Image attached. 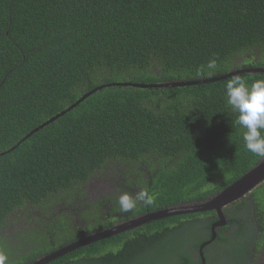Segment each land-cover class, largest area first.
<instances>
[{"label":"trees","instance_id":"1","mask_svg":"<svg viewBox=\"0 0 264 264\" xmlns=\"http://www.w3.org/2000/svg\"><path fill=\"white\" fill-rule=\"evenodd\" d=\"M213 56L215 72L197 76ZM260 67L264 0H0V253L6 264H31L88 237L83 229L78 237L72 219L54 217L49 208L83 207V186L111 162L156 200L131 212L119 204L107 215L99 208L94 226L103 216L128 221L206 200L237 181L260 158L244 147L238 114L227 103L226 84L237 76L219 78L234 68ZM238 77L249 85L264 80V74ZM170 82L187 85L130 86ZM248 195L262 211L264 180ZM202 215L217 216L165 218L74 253L96 264H191L184 252ZM21 221V239L10 241Z\"/></svg>","mask_w":264,"mask_h":264},{"label":"flooded vegetation","instance_id":"2","mask_svg":"<svg viewBox=\"0 0 264 264\" xmlns=\"http://www.w3.org/2000/svg\"><path fill=\"white\" fill-rule=\"evenodd\" d=\"M237 64H239V61ZM103 173L104 175H100L98 178L93 177L86 187L83 186L81 200L86 202L83 207L73 209L72 206L69 208L68 203H60L57 204L56 208L54 206V209L49 208L54 217L65 216L72 219L75 231L79 234L78 237L83 236L80 229H83L85 234L91 236L126 222L119 216H112L114 219L110 216H103V224L94 226L99 219L97 214L99 208L107 215L109 214V209L118 204L117 200L121 193L127 192L135 196L141 190L137 186L138 179L131 175L126 177L121 167L116 163L111 162L105 167ZM111 198H116L112 205L107 202ZM243 198V202L235 203V201L222 208L224 222L215 230L213 225L216 222L220 223L217 216L216 220H214L207 215H202L200 220L194 221L195 228L191 235L192 240L186 245V252H184L186 257H189L191 264H264V217H261L264 214V207L262 211L257 208L250 195ZM102 203V207H96ZM104 204L108 205V207L106 208ZM262 205L264 206V204ZM32 216L40 219L46 218L45 212H33ZM84 216H89L92 218L90 220H94V222L88 224L84 220ZM208 221H212V225H209L210 228L206 230ZM204 222L205 224L201 226ZM24 225V221L17 225V230L11 235L10 241H19L21 239L19 236L22 235L21 232ZM7 233H12V231ZM74 252L58 257L56 260L63 257H66V259L56 264H96L92 262L91 256L87 257L85 253L77 254ZM54 261L47 264H51Z\"/></svg>","mask_w":264,"mask_h":264},{"label":"water","instance_id":"3","mask_svg":"<svg viewBox=\"0 0 264 264\" xmlns=\"http://www.w3.org/2000/svg\"><path fill=\"white\" fill-rule=\"evenodd\" d=\"M243 73H247L251 75H259V74L263 75L264 67L247 68L243 70L232 69L231 72L222 75L219 79L223 80V79L230 78L232 76H238ZM203 83H207V81H204ZM116 85L128 86L129 84H116ZM184 85H187V84L183 82H170V83H164L162 85L130 84V86L132 87L143 88V89H147V88L173 89L175 87H181ZM96 90L91 91V93H94ZM88 96L89 94H86L85 96H83L72 107H75L78 103H80L82 100H84ZM67 111L62 112L61 114L57 115L56 117L49 120L43 125H46L49 122H52L55 119L61 117ZM36 131H38V129H36L35 132ZM263 180H264V160L260 159L258 163L252 166L237 181H235L228 187L224 188L221 192L208 197L206 200H200V201H196L193 203L178 204V205L170 206L158 212H152V213L139 215L122 224L116 225L113 228L104 230L99 233H95L89 237H86L71 245H68L54 253H51L47 256L40 257L34 264H47L51 261L56 260L58 257L65 256L69 253H72L73 251H76L79 248L86 247L94 242L101 241V240L113 237L115 235L139 228L142 225H145V224H148L154 221L162 220L165 218L173 217V216L188 215L192 213L215 212L217 215V218L220 221V223L216 222L213 225V229H216L220 224L224 222L223 215H222V208L225 207L226 205L234 203L235 201L247 196L248 193H250V191L254 189Z\"/></svg>","mask_w":264,"mask_h":264},{"label":"clouds","instance_id":"4","mask_svg":"<svg viewBox=\"0 0 264 264\" xmlns=\"http://www.w3.org/2000/svg\"><path fill=\"white\" fill-rule=\"evenodd\" d=\"M217 68V59L213 56L198 67L196 75H212ZM226 96L228 105L238 114L235 123L243 129L244 147L264 160V80H257L249 85L237 76L226 84ZM155 200L156 195L143 188L135 196L127 192L121 193L117 203L121 212H131L138 203L151 206ZM7 260V255L0 253V264H6Z\"/></svg>","mask_w":264,"mask_h":264}]
</instances>
